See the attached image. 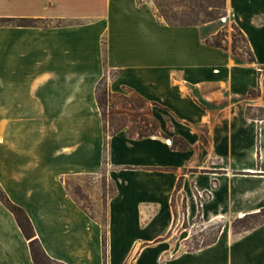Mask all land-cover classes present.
Returning <instances> with one entry per match:
<instances>
[{"label":"crops","instance_id":"1","mask_svg":"<svg viewBox=\"0 0 264 264\" xmlns=\"http://www.w3.org/2000/svg\"><path fill=\"white\" fill-rule=\"evenodd\" d=\"M254 57L204 42L198 24L171 25L147 0H0V18L62 20L60 26L0 24V187L29 216L49 257L64 264H264V222L191 251L172 252L174 196L188 200L185 218L240 216L264 206V180L190 175L200 153L220 151L226 169L264 173V0H226ZM132 89L166 112L171 139L129 137L123 130L104 146L95 88ZM257 90L251 97L249 92ZM263 109L260 115L246 107ZM165 107L166 109L162 108ZM203 127L205 130L200 129ZM235 137L242 146L236 148ZM258 161L233 168L235 152ZM105 156L114 184L103 226L75 201L65 181L98 173ZM250 167L254 170H245ZM210 193L197 203L196 193ZM250 213V212H249ZM0 264H33L27 238L0 201Z\"/></svg>","mask_w":264,"mask_h":264},{"label":"rangeland","instance_id":"2","mask_svg":"<svg viewBox=\"0 0 264 264\" xmlns=\"http://www.w3.org/2000/svg\"><path fill=\"white\" fill-rule=\"evenodd\" d=\"M141 1V0H140ZM150 1L154 7L155 13L157 12L155 4H159L163 9L167 10V14L170 21L174 24L195 22L201 26L202 38L210 43L220 42L225 45L230 51L234 48V51L238 57V61L247 62L250 59V52L248 45L244 40V37L239 33L236 25L228 15L225 7L221 10L214 11L216 18L210 21H205L204 11L212 10L211 7H205V0H147ZM221 1V0H217ZM161 20L165 21L163 17ZM103 90V86L101 88ZM102 90L99 92L101 98H105L107 106L111 108L114 105L115 99L111 96L102 94ZM125 92V91H122ZM251 97L258 95L257 90H252L248 94ZM132 98V97H130ZM246 112L250 114L260 115L263 112L259 107H246ZM154 113L160 119L166 112L158 107L154 109ZM200 129L205 130L203 127ZM110 130V129H109ZM111 131V130H110ZM169 139V138H168ZM242 138L235 137V147L242 146ZM226 140L218 138V146L220 151L207 153L205 149L200 153V159L198 160V167L195 171H190V175H198L203 178H211L209 182L212 188L217 185V180L226 177H234L245 182L247 185L253 188H258L256 176L264 175L262 172H243L240 170L226 169L227 154L221 149L225 148ZM257 154L249 151L235 152L230 158V162L233 168H239V166L250 165L258 161ZM254 170L250 167L244 168L245 170ZM264 180V177H259ZM65 185L75 199V201L85 209L91 217L95 218L101 224L106 223L107 219V202L114 193V184L108 178L106 174L105 156L103 158L102 169L92 175L72 177L65 181ZM196 193L197 203L200 208L201 202L208 201L210 193L203 191L199 194ZM173 205L176 210L177 218L174 221L172 230L170 231L171 239L177 244V248L172 249V252L178 253L181 251H191L198 249L211 241H213L224 229L225 231L233 233L235 235L244 233L260 225V222L264 221V206L259 208L260 213L254 215L244 216H225V218H214L211 220L202 219L201 214L197 213L195 208V215L192 219L185 218V214L188 207L187 198L181 193H177L174 196ZM250 212V213H249ZM246 212V214L254 213L253 211Z\"/></svg>","mask_w":264,"mask_h":264},{"label":"trees","instance_id":"3","mask_svg":"<svg viewBox=\"0 0 264 264\" xmlns=\"http://www.w3.org/2000/svg\"><path fill=\"white\" fill-rule=\"evenodd\" d=\"M205 3H206L205 7H211L212 9L209 11L206 10L204 11V15L206 18L205 21H210L215 19L216 14H214V11L218 12L219 10L225 7V0H221V1L205 0ZM155 8L157 10L156 15L159 18L163 17L165 19V22H167L168 24L171 25L196 24L195 22L174 24L172 23V21H170V18L167 14V10L163 9L162 6L159 4H155ZM10 23L18 26H52V25L60 26L65 24V22H63L62 20L52 21L51 19H44V18H32V17H20L17 19L0 18V24H10ZM237 29L239 33L244 37V40L246 41V38L243 35L242 31L238 27ZM204 42L216 47L227 49L225 45H222L220 42L217 41L210 43L207 40H204ZM230 51L232 57L238 60L234 48H231ZM249 52H250V59H248V61L253 62L254 57L250 49ZM102 86H103V90L101 89ZM101 90L104 97L106 95V96H111L112 98L115 99L114 105H112L111 108L107 106V101L105 100V98L100 97L99 92ZM124 91L125 92H117V93L109 91L106 84V80L104 78L100 79L96 85L95 93H96L97 104L102 117L104 146H106L105 142L107 141L109 135L123 130L129 137L142 138L152 135H158V136L170 138L172 148L174 149L186 150L189 148L188 142H186L184 139L175 135L172 137L168 135L171 127L169 116L165 117L167 128L165 131L162 130L160 121L153 114V110H152L154 106H160L159 104L153 101H148L147 99H145L144 97L133 91L132 89L127 88ZM162 108L166 109L165 107ZM0 201L13 214L20 230L22 231L23 235L27 238L33 264H64L48 256V254L45 252L44 248L42 247L40 240L36 236L33 225L26 211L20 205L11 201L1 187H0ZM260 212L261 210L251 214H245L244 216L258 214ZM263 222L264 221L260 222V224H262ZM102 225L105 226V224ZM216 238L210 243L214 242ZM102 244L104 248L103 249L104 264H106L107 255H106L105 227L102 234Z\"/></svg>","mask_w":264,"mask_h":264},{"label":"bare ground","instance_id":"4","mask_svg":"<svg viewBox=\"0 0 264 264\" xmlns=\"http://www.w3.org/2000/svg\"><path fill=\"white\" fill-rule=\"evenodd\" d=\"M248 170H251V169L248 168Z\"/></svg>","mask_w":264,"mask_h":264}]
</instances>
